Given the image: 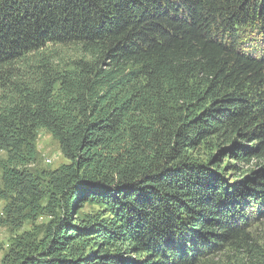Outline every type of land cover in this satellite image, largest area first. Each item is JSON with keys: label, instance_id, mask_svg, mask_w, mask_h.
<instances>
[{"label": "trees", "instance_id": "1", "mask_svg": "<svg viewBox=\"0 0 264 264\" xmlns=\"http://www.w3.org/2000/svg\"><path fill=\"white\" fill-rule=\"evenodd\" d=\"M0 153V264H264V0H0Z\"/></svg>", "mask_w": 264, "mask_h": 264}, {"label": "rangeland", "instance_id": "2", "mask_svg": "<svg viewBox=\"0 0 264 264\" xmlns=\"http://www.w3.org/2000/svg\"><path fill=\"white\" fill-rule=\"evenodd\" d=\"M37 146L40 155L38 166L56 168L60 164L65 162V158L61 153L59 143L52 137V135L48 131L44 129H40L38 131ZM4 156H5L4 153H0V158H3ZM0 175H1V170H0ZM2 207H3V202L0 200V215L2 212ZM98 209L99 207L97 205L88 204L82 209V212H92V211H97ZM259 231L264 233V227L259 228ZM13 236L14 235L10 234L7 228L0 227V260L5 250L11 244Z\"/></svg>", "mask_w": 264, "mask_h": 264}]
</instances>
